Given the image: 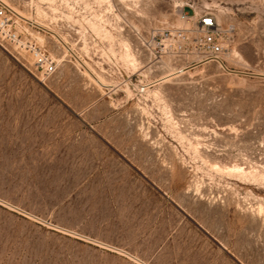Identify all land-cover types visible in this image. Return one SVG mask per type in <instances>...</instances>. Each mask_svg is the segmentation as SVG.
Here are the masks:
<instances>
[{"label": "rangeland", "instance_id": "obj_1", "mask_svg": "<svg viewBox=\"0 0 264 264\" xmlns=\"http://www.w3.org/2000/svg\"><path fill=\"white\" fill-rule=\"evenodd\" d=\"M3 1L54 30L63 3L113 89L48 35L64 60L42 81L0 46V264H264V0ZM190 6L230 31L228 70L162 82L186 64L143 43Z\"/></svg>", "mask_w": 264, "mask_h": 264}, {"label": "built area", "instance_id": "obj_2", "mask_svg": "<svg viewBox=\"0 0 264 264\" xmlns=\"http://www.w3.org/2000/svg\"><path fill=\"white\" fill-rule=\"evenodd\" d=\"M53 10L54 19L57 18L54 30L50 26H40L39 22L22 18L9 3L0 0V46L6 51L13 52V57H28L32 60L36 73L31 72L38 80L42 81L53 76L59 69L62 61L43 42L40 35L53 38L58 50L64 52V58L76 59L77 54L70 42L71 32L75 30L74 24L65 18L66 11L62 8ZM191 15L185 11L180 13V18L189 24L188 28H172L167 31L150 33V38L145 39L144 47L155 62L169 59L173 63L186 64L180 70H189L196 66L216 63L228 70L223 57L229 51V30H225L218 22L216 16L208 11H197L190 6ZM39 23V24H38ZM61 23V26H59ZM107 26L105 25L104 28ZM63 29L67 33L63 32ZM140 35L139 32H136ZM190 58H194L189 62ZM185 70V71H186ZM126 85V84H124ZM112 91L113 86L106 87ZM149 85L142 86L145 92Z\"/></svg>", "mask_w": 264, "mask_h": 264}, {"label": "bare ground", "instance_id": "obj_3", "mask_svg": "<svg viewBox=\"0 0 264 264\" xmlns=\"http://www.w3.org/2000/svg\"><path fill=\"white\" fill-rule=\"evenodd\" d=\"M109 2H112L113 0H108ZM126 1V0H125ZM102 2V1H101ZM122 2V1H121ZM109 7V6H108ZM15 9V8H14ZM17 11V10H16ZM18 12V14L22 17V18H24V19H27V20H31V18H28V17H26V16H24L21 12H19V11H17ZM38 21V20H37ZM39 24V23H38ZM43 23H40L39 25L40 26H42V27H44L43 25H42ZM134 28H136V26L134 27ZM137 34V33H136ZM41 40H43V39H41ZM74 49V48H73ZM235 51V50H234ZM233 57H235V58H237V59H239V61H241L242 60V58H241V55L239 54V53H237V51L236 52H234V54H233ZM63 58H64V56H63ZM132 58V61L134 62L136 59V57L134 58V57H131ZM227 58H229V57H227ZM76 59H77V62H78V64L81 66L82 65V67H84L85 68V70L90 74V76H91V78H93V80L99 85V86H101V87H109V86H107L104 82H106V81H103L100 77H98L96 74H94L92 71H91V69H90V67H89V65H88V63H87V61H84L83 59H81V57L79 56L78 57V55L76 56ZM62 60H64V59H62ZM139 61V60H138ZM238 62V61H237ZM163 63H165V62H163ZM135 64V63H134ZM166 65V64H165ZM168 65V64H167ZM166 65V66H167ZM92 68V67H91ZM145 68H147V66L145 67ZM148 68H150L149 67V65H148ZM176 69V68H175ZM177 70V69H176ZM175 70V72H170L171 74H169V75H167V76H165V77H163V78H161L160 79V81H166V80H168L169 78H172L173 76H175V75H177V74H179V73H184L185 72V70L186 69H183V70H177L176 71ZM190 70V69H189ZM171 71H173V70H171ZM187 72H188V70H186ZM257 75V74H256ZM259 75V74H258ZM262 76V75H261ZM263 76H264V74H263ZM157 82V81H156ZM109 85V84H108ZM111 86V85H110Z\"/></svg>", "mask_w": 264, "mask_h": 264}, {"label": "crops", "instance_id": "obj_4", "mask_svg": "<svg viewBox=\"0 0 264 264\" xmlns=\"http://www.w3.org/2000/svg\"><path fill=\"white\" fill-rule=\"evenodd\" d=\"M141 202H142V200H141ZM140 204H143V203H140Z\"/></svg>", "mask_w": 264, "mask_h": 264}]
</instances>
